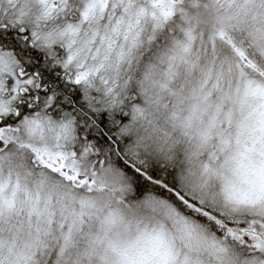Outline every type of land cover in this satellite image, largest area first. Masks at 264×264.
<instances>
[{"label":"snow or ice","instance_id":"obj_1","mask_svg":"<svg viewBox=\"0 0 264 264\" xmlns=\"http://www.w3.org/2000/svg\"><path fill=\"white\" fill-rule=\"evenodd\" d=\"M61 75L123 113L136 197L73 145ZM152 137L162 186L125 153ZM0 264H264V0H0Z\"/></svg>","mask_w":264,"mask_h":264},{"label":"trees","instance_id":"obj_2","mask_svg":"<svg viewBox=\"0 0 264 264\" xmlns=\"http://www.w3.org/2000/svg\"><path fill=\"white\" fill-rule=\"evenodd\" d=\"M60 75V73H54ZM67 87V95L61 101L66 107H58L60 118L69 120L73 127V145L78 147L84 154L85 160L95 162L96 160H104V167H111L119 173L123 178V183L127 185L128 190L125 193L126 197H136V189L132 184V178L128 175L124 168H121L116 160L124 159V156L116 151V144L113 137H119L118 131L109 132V128H116L118 121L115 120L116 116L122 115L120 110H106L102 106L103 93L97 88H86L81 85H73L68 83L67 80L61 75ZM59 94V93H57ZM78 98H73L77 97ZM102 120L107 121V126L102 123ZM146 125V124H145ZM140 133L143 134L144 130L140 126ZM107 138L111 147L108 144H101V141ZM123 143V139L120 138ZM87 150V151H86ZM113 151L116 154L113 155ZM125 153L130 156L131 161L138 167L144 170V178L149 181V184H156L162 186L161 181L168 178L169 172L179 173L178 160L170 158L169 153H166L160 147V142L155 137L149 139L146 147L137 153H128L127 147ZM128 162L127 159L124 160ZM99 171V170H98ZM152 171H158L161 181L150 178L148 175ZM154 197L162 199L159 193L153 188L149 187L135 200H130L131 203L137 204L144 200ZM139 204V203H138Z\"/></svg>","mask_w":264,"mask_h":264},{"label":"rangeland","instance_id":"obj_3","mask_svg":"<svg viewBox=\"0 0 264 264\" xmlns=\"http://www.w3.org/2000/svg\"><path fill=\"white\" fill-rule=\"evenodd\" d=\"M142 128H143V130H144V133L142 134V135H144V136H148V134L150 133V131H151V129H150V127L148 126V125H145V124H141L140 125ZM167 153V152H166ZM87 163H89L88 161H86ZM94 162H90V164H93ZM98 171V170H97ZM127 198V197H126ZM130 202V201H129ZM131 203V202H130ZM139 204H141V202H138ZM137 203V204H138Z\"/></svg>","mask_w":264,"mask_h":264},{"label":"clouds","instance_id":"obj_4","mask_svg":"<svg viewBox=\"0 0 264 264\" xmlns=\"http://www.w3.org/2000/svg\"><path fill=\"white\" fill-rule=\"evenodd\" d=\"M114 207H120V205L114 203Z\"/></svg>","mask_w":264,"mask_h":264}]
</instances>
